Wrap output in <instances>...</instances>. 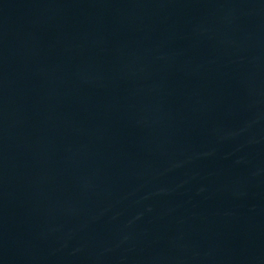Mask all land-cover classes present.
Wrapping results in <instances>:
<instances>
[{
    "label": "water",
    "instance_id": "obj_1",
    "mask_svg": "<svg viewBox=\"0 0 264 264\" xmlns=\"http://www.w3.org/2000/svg\"><path fill=\"white\" fill-rule=\"evenodd\" d=\"M264 28V0H0V131Z\"/></svg>",
    "mask_w": 264,
    "mask_h": 264
}]
</instances>
